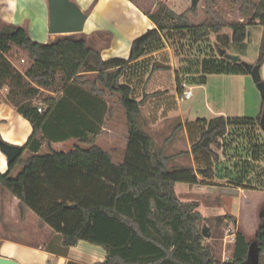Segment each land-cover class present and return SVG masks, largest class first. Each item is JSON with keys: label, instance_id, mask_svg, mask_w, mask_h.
Returning <instances> with one entry per match:
<instances>
[{"label": "trees", "instance_id": "16d2710c", "mask_svg": "<svg viewBox=\"0 0 264 264\" xmlns=\"http://www.w3.org/2000/svg\"><path fill=\"white\" fill-rule=\"evenodd\" d=\"M213 1L206 0L211 16L199 25L192 23L186 12L177 13L164 2L157 12H145L154 27L133 40L127 59L103 60L101 51L83 32L39 42L23 26L0 25V93L8 89L5 100L33 127L23 146V153L29 151L30 155H20L9 163L7 172H0L1 191L18 198L22 209H30L60 233L64 246L83 240L103 247L106 259L95 264H241L248 258L251 241L239 229L231 259L219 260L205 243V218L198 210L199 202L180 199L175 186L177 182L198 184L213 180L217 171L227 170V183L264 190V98L257 117L218 115L188 122L192 145L180 154L192 153L196 167H170L169 161L176 154L168 156L164 151H156L152 135L138 122L142 105L158 92L144 93L139 99L137 90L143 89L153 72L171 68L156 53L167 47L175 33L188 35L192 43L200 44L212 33L229 27L232 34L228 39L241 43L249 25H264V0H234L244 21L226 20L213 9ZM106 35L109 42L110 33ZM12 45L25 50L32 61L25 72L7 56ZM213 49L211 55L195 65L185 61L183 74L198 75L197 83L203 84L210 74L249 73L247 65L225 57L219 41ZM263 63L264 49L255 64L261 68ZM84 71H95V79L84 80ZM182 82L177 70L179 94ZM56 83L64 94L45 97L43 102L48 107L39 111L33 102L40 94L39 87L53 88ZM87 83L90 90L79 94L86 100L87 127L75 124L71 134L64 131L52 138L44 136L42 131L60 99L70 91L77 99L74 90ZM106 91L117 95L126 111L129 139L120 163L97 144L104 115L97 106ZM69 102L60 106L63 116L70 111ZM71 135L81 144L69 150L51 148L42 152L45 144L66 141ZM17 165L22 167L13 174ZM226 217L230 222L235 218L231 214ZM260 220L254 240L264 250V205Z\"/></svg>", "mask_w": 264, "mask_h": 264}, {"label": "rangeland", "instance_id": "374dc122", "mask_svg": "<svg viewBox=\"0 0 264 264\" xmlns=\"http://www.w3.org/2000/svg\"><path fill=\"white\" fill-rule=\"evenodd\" d=\"M132 1L143 11L153 13L157 12L161 3L164 2L177 13L186 12L189 20L196 25L207 21L209 16H211L209 4L206 2V0H200L196 9L192 8L191 0ZM215 1L217 2L215 3ZM211 6L215 11L217 10L226 20H245L239 11L238 5L234 3V0H214ZM247 20L248 19H246V21ZM218 34L212 33L208 40L200 44H194L188 35H179L175 33L174 37L171 39V41H169L167 47L163 51L156 53L157 57L162 60L163 63L170 64L171 68L175 69V74L176 71L179 70L182 81H187L188 84L192 86L191 84L197 83L198 75H184L182 72V66L185 64L184 62L187 61L192 63V65H195V63L200 61L204 56L211 55L214 52L213 47L217 41L222 44V50L224 49L227 52L238 54L240 56L239 62L244 65L255 64L260 56V53L264 49L263 24L258 23L249 25L246 39L241 43H234L231 38L228 39L232 34V30L229 27H224ZM107 39L108 38L106 35L103 36L102 39H99V37L95 36L94 41L96 44L103 45L106 43ZM7 56L14 66H16L22 72H25L32 63L27 52L16 45H12V50ZM195 68H197V65L194 66V69ZM260 71L262 76V68H260ZM85 76L93 78L95 75L90 74ZM247 76L250 78L255 90L258 92L260 97V92L253 81L252 76L250 74ZM60 78V74H58L56 81L59 82ZM225 78L226 76L224 75L214 74L208 78L204 89L197 87L195 88L192 86L194 88L193 97L187 100H179V106L178 99L175 96L179 97L180 94L176 90V84L172 72H164L151 79L147 89L151 90L157 86H161L165 91L158 92L156 95H151V97H153L150 99L152 102L151 106L148 101L143 104L144 107L141 109L142 111L138 117V122L143 129L152 135L156 151H164V153L168 156L176 154L178 158L176 160H170L169 166L175 163L186 166L191 164V158L189 155L190 153H183L182 155L180 154V152L188 151L191 148L192 140L190 137L188 138L182 127V125H184L183 117L178 115V108L180 107L185 112L186 117H190V119H196L197 117L210 118L212 115L208 110L209 105L211 108H216L218 106L227 108L229 106L227 103V98L231 88L229 87L230 85ZM262 79L264 80L263 76ZM57 85L58 84L56 83L53 88ZM53 88H45L46 90H42L40 94L33 100L34 104L38 107H42L43 111L48 107L46 104H44L43 99L49 95H52L48 93V90L52 91ZM7 92L8 89H2L0 93L1 98L4 99ZM137 92L139 93V96H141V88H138ZM247 93L249 95L250 91ZM78 97L79 96H77V99H75L74 94H72L70 91L65 95V97L60 99V104L50 113L46 122V126L42 131L44 136L52 138L58 134H62L64 131L71 134L70 131L74 129L75 124L81 126V128L84 129L87 127L86 121L88 116L86 110V100L83 97ZM221 97H224L225 100L220 99ZM69 100L72 101V104H70ZM67 102H69V105L67 104V110L70 111L63 116L60 106ZM149 109L155 112L150 117L147 113ZM168 114H170V118L161 119L162 121L158 123L157 127L151 126V118L153 116L155 119L159 120ZM118 119L122 121L119 123L120 127L127 123L126 118L123 117L122 111L118 110L117 108L115 116L108 122V124L111 125L115 122L118 123ZM185 124H187L188 128L187 121ZM126 136L127 134L124 131L122 134H120L118 142L119 146L126 142ZM97 140L101 144L105 145L104 141L106 139L103 134H101ZM78 143L79 141L71 135L65 142L56 144L52 143L50 146L45 144L42 152L49 151L51 148L57 150H69ZM29 155L30 152L25 151L23 157L26 158ZM119 157H121V161H123V152L122 154L120 152L116 159H119ZM262 165L264 166V163ZM20 168L21 165H17L13 171V174H16ZM175 188L180 199L184 201L195 200L201 204L199 210L206 216V223L211 226V236L208 238V240L212 239V242L215 244L218 251L217 253L219 257L222 258V242L225 234L224 231L227 227V221L225 220V217L221 216L224 214L236 213L241 200L239 195L234 191V189L224 188L221 186L200 187L196 184L177 182ZM254 197V199H250L251 206H254L261 198V196ZM18 202V198L10 195L7 192H2L0 187V206L3 205L4 207V210L0 209V233L6 231L3 228V225H6V223L12 225L13 228L16 229V237L26 239L28 241H41V239H47L51 236V234L55 233L49 225L45 224L40 219L38 220V216L30 209L29 212H26L24 217H22ZM231 223H233V221ZM56 234H58L59 237L62 236L60 233ZM261 260V264H263V259Z\"/></svg>", "mask_w": 264, "mask_h": 264}, {"label": "crops", "instance_id": "0c3cea01", "mask_svg": "<svg viewBox=\"0 0 264 264\" xmlns=\"http://www.w3.org/2000/svg\"><path fill=\"white\" fill-rule=\"evenodd\" d=\"M75 2L88 14V18L86 20L85 28L83 31V33L86 34L87 38H89L93 41V43L96 44V42L94 41L95 36L99 37V39H102L103 36L106 35V33H110L109 42L106 41V43H104L103 45L96 44V47L101 51L103 60H108L115 57L127 59L130 55V48L133 40L147 30L154 27L153 22L145 14V11H143L131 0H75ZM2 24H15L23 26L26 28L30 36L34 40L39 42H49L57 37V34H51L49 32L50 10L48 0H0V25ZM261 68L263 70L262 76L264 78V64ZM168 71L172 72L176 84V74L174 68L157 70L149 76L147 83L145 84L143 89H141V96H139V99H141L142 94L144 93L152 94L154 92L165 91L161 86H157L151 90L147 89V86L153 77H157V75ZM83 74H94L96 76L95 71H84ZM248 74L250 73L221 74L226 76L225 79L227 80L228 84L230 85L229 87L231 88L227 98V103L230 107L228 106L227 108H225L223 106H218L216 108H211V106L209 105L208 110L212 115L210 118L218 115H224L226 117H257L258 115H260L262 111V97L261 94V98L259 97V94L255 90L250 78L247 76ZM211 75L214 74L208 75L205 83H195L191 85L195 88L197 87L204 89L208 78ZM95 76L93 78L85 76L84 80H94ZM39 88V93L42 90H46L43 87ZM89 90L90 84L87 83L78 85L74 91L76 95L79 96V94H82L83 91L88 92ZM248 91H250L249 95L247 93ZM48 93L52 95L62 96L64 94V89L61 88V85H57L53 88L52 91L48 90ZM175 97L177 98V96ZM151 98L153 97L150 96L145 101V103L148 101L150 106L152 103L150 101ZM102 99L103 101H101L97 106L101 109V111L104 112L98 138L101 134H103L106 140L104 141L105 145L101 144L98 140L97 144L105 150L109 151L116 163H120L122 162L121 157H119V159L116 158L120 152L121 154L123 152V156H125L124 150L127 147L129 139L127 123L125 125L123 124L120 127L119 123L122 121H120L119 119L117 120L118 123L115 122L111 125L108 124V122L115 116L117 108L118 110L122 111L123 117L125 118L126 111L120 103L117 95L111 94L110 92L106 91V93L102 95ZM220 99L225 100L224 97H221ZM142 107H144V105H142ZM147 113L150 117L155 112L149 109ZM178 115L183 117L184 125H182V127L189 138L187 124H185L186 121L187 123L192 122L200 117H197L196 119L193 117L194 119H190V117H186L185 112L180 107L178 108ZM153 118L154 116L151 118V126L157 127L158 123L162 121L161 119L170 118V114L163 118H160L159 120ZM123 131L127 134V139L126 142L123 143V145L119 146V137L120 134L123 133ZM32 132L33 127L30 121L26 119L21 113H19L11 103L7 102L5 98H1V138L10 144L24 146L27 143ZM62 142L65 141L53 143L56 144ZM189 155L191 158V164L189 166L196 167L195 156L192 153H190ZM177 158L178 157L175 156L171 160H176ZM174 166L180 167L186 165L175 163L170 167ZM8 169V158L0 148V172L5 173L8 171ZM225 172L227 173V170L217 171L215 179L208 181L207 179H205L206 182L198 183L196 185L200 187L221 186L224 188L234 189V191L239 195L241 199L238 210L236 211V213L231 214L235 216L234 221L233 223H231L229 221V218L226 217L227 214H224L221 217H225V220L227 221V227L233 226L236 232L239 229L243 230L247 235L248 240L253 242L255 241L254 239L261 223L260 210L264 205V190L246 189L242 186L227 183L225 179L226 177L224 176ZM199 177L201 180H203L200 175ZM254 196H261V198L254 206H251L250 199H254ZM18 204L22 217H24L25 213L29 212V209L26 207L22 209L19 202ZM200 207L201 204H199V208ZM0 209L4 210L3 205L0 206ZM202 215L206 219V216L203 213ZM37 219L39 220V218ZM3 228L6 231L0 233V256L16 260L20 264H95L98 262H103L106 259V251L103 247L90 244L89 242L83 240H80L74 246L66 247L62 243V236L59 237L55 231V233L51 234V236L47 239L43 238L41 239V241H28L26 239L16 237L17 232H15L16 229H14L12 225L6 223V225H3ZM208 238H206L205 241L206 245L210 246L219 260L222 261V258L219 257L217 253L218 251L215 244L212 242V239L208 240ZM234 246L235 244L232 247V254L234 251ZM261 259H263L264 264V250L262 249L260 251L259 264H261Z\"/></svg>", "mask_w": 264, "mask_h": 264}, {"label": "water", "instance_id": "95a60500", "mask_svg": "<svg viewBox=\"0 0 264 264\" xmlns=\"http://www.w3.org/2000/svg\"><path fill=\"white\" fill-rule=\"evenodd\" d=\"M199 1L200 0H191L193 9L198 7ZM48 3L50 10L49 32L51 34L65 35L81 33L84 31L88 14L75 2V0H48ZM222 53L228 60L234 63L240 60L238 54L227 52L224 49L222 50ZM247 69L260 91L261 97L264 98V80L261 76L260 66L258 64H249L247 65ZM262 128L264 130V115L262 119ZM0 148L7 156L9 163L13 162L23 154V146L10 144L2 138H0ZM202 233L206 238L211 235L210 226L206 222L203 223ZM260 251L261 246H259L258 242H251L248 251V258L241 264H259ZM0 264L20 263L16 260L0 256Z\"/></svg>", "mask_w": 264, "mask_h": 264}, {"label": "built area", "instance_id": "2783aa9c", "mask_svg": "<svg viewBox=\"0 0 264 264\" xmlns=\"http://www.w3.org/2000/svg\"><path fill=\"white\" fill-rule=\"evenodd\" d=\"M182 87V93L179 97H177L178 100H187L191 99L194 95V88L188 84L187 81H183L181 83ZM39 111H42V107L38 108ZM237 232L233 226H228L225 229V234L223 237V256L222 261H229L232 257V248L233 245L236 242Z\"/></svg>", "mask_w": 264, "mask_h": 264}]
</instances>
